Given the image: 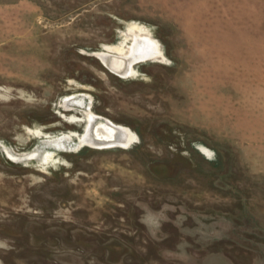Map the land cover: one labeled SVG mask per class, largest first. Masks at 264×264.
Here are the masks:
<instances>
[{
  "label": "rangeland",
  "instance_id": "obj_1",
  "mask_svg": "<svg viewBox=\"0 0 264 264\" xmlns=\"http://www.w3.org/2000/svg\"><path fill=\"white\" fill-rule=\"evenodd\" d=\"M0 264H264V0H0Z\"/></svg>",
  "mask_w": 264,
  "mask_h": 264
},
{
  "label": "bare ground",
  "instance_id": "obj_2",
  "mask_svg": "<svg viewBox=\"0 0 264 264\" xmlns=\"http://www.w3.org/2000/svg\"><path fill=\"white\" fill-rule=\"evenodd\" d=\"M142 41H141V39L140 38H136V40H135V42H134V44H133V47H131V49H132V56L131 57H133V55H135L134 57H136V56H138V54H140L141 52L143 53V48H142ZM157 48V47H156ZM148 50V49H147ZM130 58V57H129ZM109 127H113L112 128V131L114 130V129H116V128H118V126H116L115 124H111V126H109ZM121 127V126H120ZM119 130V129H118ZM122 131V130H121ZM127 131V130H126ZM128 132V131H127ZM121 134H122V132H121ZM122 135H120V136H118L117 138H115V142L114 143H121L123 140V138L121 137ZM108 138V136H106L105 135V137H104V139H99V140H96L95 142V144H104V142H105V139H107ZM107 142H110L111 143V141H107ZM113 143V142H112ZM114 143H113V145H114ZM94 144V143H93ZM121 144H123V143H121ZM124 145V144H123ZM50 155V154H49ZM48 155V156H49Z\"/></svg>",
  "mask_w": 264,
  "mask_h": 264
}]
</instances>
